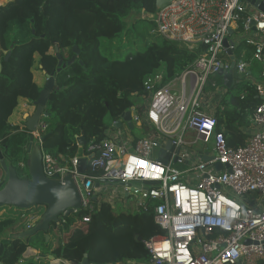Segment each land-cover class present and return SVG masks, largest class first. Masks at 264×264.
Here are the masks:
<instances>
[{
    "label": "built area",
    "instance_id": "built-area-1",
    "mask_svg": "<svg viewBox=\"0 0 264 264\" xmlns=\"http://www.w3.org/2000/svg\"><path fill=\"white\" fill-rule=\"evenodd\" d=\"M259 3L264 7V0ZM146 17L151 33L190 50L198 45L204 49L166 82L159 72L144 80V94L128 110L132 128L142 136L133 144V136L119 132L112 121L104 136L98 142L91 139L87 153L83 150L84 173L78 172L77 154L55 156L43 149L39 138L47 124L41 120L35 131L27 132L42 147L43 173L48 178L71 174L81 205L70 215L87 211L79 224L89 222L91 200L97 196L113 207L125 196L134 198L135 209L151 206L154 222L167 232L144 240L151 264H264V83L254 85L261 101L245 144L228 146L213 114L215 96L223 94L214 95L220 91L218 72L244 74L249 66L247 59H233L229 51L233 54L243 41L262 60L264 11L247 0H173ZM207 85L213 89L206 90ZM245 94L244 89L240 96ZM144 126L150 131L144 132ZM167 141L172 148L163 164L157 151ZM216 163L223 168L216 170ZM36 220L35 215L27 219L24 229ZM63 222L62 215L60 226Z\"/></svg>",
    "mask_w": 264,
    "mask_h": 264
},
{
    "label": "trees",
    "instance_id": "trees-1",
    "mask_svg": "<svg viewBox=\"0 0 264 264\" xmlns=\"http://www.w3.org/2000/svg\"><path fill=\"white\" fill-rule=\"evenodd\" d=\"M156 10L155 0H6L0 4V151L18 177H28L29 133L25 127L20 130L18 125L9 126V119L20 99L32 103L39 97L41 87L35 82L33 71L55 74L57 53L66 62L74 45L79 50L76 61L55 75V85L45 105L47 116L43 119L47 124L44 133L48 136L41 145L55 156L71 157L78 152L80 135L85 138L82 149L87 153L89 141L98 142L111 120L123 119L125 112L144 94L143 82L147 77L159 72L162 82H166L189 66L204 49L198 45L190 50L178 41L150 32V41L125 57L106 51L133 30L126 21L131 13L150 14ZM257 71L264 73L258 66ZM233 72L239 79L236 69ZM243 89L246 90L243 97L227 90L220 102L222 107L213 113L216 129L222 131L230 147L245 143L248 134L241 128L251 123L260 103L250 82ZM143 131L149 132L150 128L144 126ZM138 133L133 126V144L142 136ZM91 201L94 209L89 222L82 223L85 229L58 241L44 253L71 264H81L85 256L89 264H151L144 240L167 233L154 222L151 206L143 211L126 208L121 201L113 207L98 196ZM38 206L44 205L34 208ZM28 210L0 219L3 264H48L45 258H22L31 239L40 233L29 238L15 237L24 230L27 219L22 212ZM86 213L82 209L75 215L63 216L62 226L76 224Z\"/></svg>",
    "mask_w": 264,
    "mask_h": 264
},
{
    "label": "water",
    "instance_id": "water-1",
    "mask_svg": "<svg viewBox=\"0 0 264 264\" xmlns=\"http://www.w3.org/2000/svg\"><path fill=\"white\" fill-rule=\"evenodd\" d=\"M173 0H155V6L157 9L164 7L169 4ZM248 2L254 3L258 5L260 10H264L262 3H259L260 0L254 2L253 0H247ZM254 21H250V25H253ZM254 28V27H253ZM227 43V40H225ZM231 58L232 52L229 51ZM10 52L5 57L7 60ZM79 54V50L74 45L73 46V54L71 58L63 62L59 53H57V57L59 58L58 67L56 69V73L60 72L62 68L66 65L73 64L77 56ZM81 63V60H78ZM231 66H234V62H232ZM1 71V67H0ZM232 69L223 73L222 71L218 72V75L222 77L223 85L227 89H231L238 82L233 79ZM45 75V82L43 87L40 90L39 97L31 103L33 111L27 112L24 115V127L28 131H35L38 124L44 117L47 116V112L45 111L46 101L49 95V92L53 90L55 82V74ZM176 93V92H174ZM130 112H125L123 116V120L127 122V125L132 127L130 121ZM117 127L122 125V121L118 120L115 124ZM48 133H44L40 136L39 141L41 144L44 142ZM79 146L77 156L79 157L78 161V172L84 173L87 167V158L83 157V149L82 145L85 143V138L83 135H80L77 140ZM172 146L170 141H167L166 144L158 149L157 156L158 161L161 163H166L169 157V150H171ZM156 152V149H154ZM27 153V175L26 178H20L16 174V170L11 165H7L5 159L3 158L2 152L0 151V166L4 171V183L0 184V207L4 206H13L15 208L21 210L31 209L37 205H44L45 209L41 216H39L38 220L28 229H24L22 232L15 235L18 238H29L30 236L36 234L37 232H44L45 238H48V234L46 233L50 227L54 224L55 226H60L61 216H70L73 212V209H79L81 205V196L79 190L71 176V174H66L63 177L59 178L58 175H55L52 178H48L42 169V147L37 142L33 134H29V141L26 146ZM208 157H204V160H208ZM223 168V165L220 163L215 164V169L220 170ZM148 184V181L144 182ZM126 185H130L127 183ZM141 240V237H138ZM3 250V244L0 243V255ZM45 258L48 260H53L54 257L49 253H44L38 250L36 247L32 245H28L23 254V259L29 258ZM152 261V260H151ZM0 264H3L0 262ZM77 264V263H73ZM81 264H89L87 256L84 257ZM236 264H241L237 262Z\"/></svg>",
    "mask_w": 264,
    "mask_h": 264
},
{
    "label": "rangeland",
    "instance_id": "rangeland-1",
    "mask_svg": "<svg viewBox=\"0 0 264 264\" xmlns=\"http://www.w3.org/2000/svg\"><path fill=\"white\" fill-rule=\"evenodd\" d=\"M6 0H0V4L4 3ZM147 13L142 12L141 15H136L134 13H131L129 17H127V23L132 26L133 30L129 31L125 38L121 41H115L112 47L107 48L106 51L112 50L113 53H118L120 57H125L128 53L133 52L137 49H141L145 46V44L150 41L151 38V29H152V23L148 21L146 17ZM139 17V18H138ZM138 18V19H136ZM119 48H122V51L119 50ZM257 77V75H256ZM247 82V79L242 76L241 80L230 90V93H233V95L241 94L242 93V86ZM220 83L217 85V89H221ZM213 89L210 85L206 86V90ZM144 100L141 99V102ZM32 107V105L30 104ZM22 109L21 104H18V106L15 108L13 114L11 115L9 119V126L16 125V120H18V116L21 115V112H18L17 109ZM17 111V112H16ZM112 122V120H111ZM110 122V123H111ZM20 128V130H24V123L20 120V124H17ZM119 132L122 134H129L128 128L126 126H123L121 128H116ZM132 131V130H131ZM135 133V132H134ZM132 134V132H131ZM4 183V171L2 170L0 166V184ZM130 199V198H129ZM118 201H121L123 206L124 202L122 199H118L115 203ZM130 206L128 208L135 209V202L133 199L129 200ZM116 205V204H115ZM45 207L44 206H38L36 208H31L28 211H23L22 216H25L26 219L32 218L33 215L35 217L42 215L44 212ZM20 209H17L15 207L10 206H4L0 207V219L6 218V217H12L17 216L20 213ZM33 213V214H32ZM83 228L85 227L77 221V223L73 224L72 226L64 227L61 226L59 229H55L54 226L50 227L49 230L46 232L48 234V238H45V233L40 232L38 233L34 238L31 239L30 245L36 247L41 252H49L50 249L56 244L58 241H63L68 239L69 237L80 233ZM34 260H37V258H33ZM26 264V262H24ZM118 264H134L132 262H126V263H118Z\"/></svg>",
    "mask_w": 264,
    "mask_h": 264
},
{
    "label": "crops",
    "instance_id": "crops-1",
    "mask_svg": "<svg viewBox=\"0 0 264 264\" xmlns=\"http://www.w3.org/2000/svg\"><path fill=\"white\" fill-rule=\"evenodd\" d=\"M254 1V0H253ZM255 1H257V0H255ZM251 3V2H250ZM264 8V7H263ZM260 10V9H259ZM260 11H262V10H260ZM264 11V10H263ZM229 39H231V38H229ZM231 41H233V43H235V40H231ZM237 51H238V53H237ZM253 52H254V47L253 46H250V45H247V44H245V42H243V41H241V42H238L237 44H236V47H235V50H234V52H233V54H232V56H233V59L234 58H236V59H238V58H241V57H244V59H247L248 61H249V66H248V68H247V73H244V74H239V73H237V71H236V73H237V75H238V77H239V79H236V77H235V75H234V72L232 71V75H233V79L235 80V81H237V82H239L240 80H241V77L242 76H244L246 79H247V82H250L251 83V85H253V87H254V85H255V83L256 82H261V83H264V75H262V73H258V71H257V66L259 67V71L260 70H262L263 72H264V59L262 58V60H255L256 58L253 56ZM257 61V62H256ZM260 64H259V63ZM254 64V65H253ZM261 68H263V69H261ZM234 70V69H233ZM33 75H34V80H35V82L37 83V85L39 86V87H43V84H44V82H45V75L40 71V70H37V69H35L34 71H33ZM256 75H257V77H256ZM216 80H217V83H220V85H221V89H220V91L219 92H216V91H214V95H216V94H218V93H221V92H223V94L222 95H220L219 94V97H216L215 96V101L216 102H213V106H214V110H213V113L215 112V110L218 108V107H222V105H221V100L223 99V97L226 95V91L227 90H231V89H227L224 85H223V82H222V77L221 76H217L216 77ZM242 90H244L243 89V86H242ZM256 96H257V94H256ZM259 99H260V101H261V98L259 97V96H257ZM26 102H28L27 100H25V99H20V101H19V104H21V107H22V109L20 110V108H18L17 109V111L18 112H21V115L20 116H18L19 118H18V120H16V125L17 124H20V120L24 123V115L27 113V112H32L33 111V108L30 106V105H25V103ZM16 111V112H17ZM124 123L121 125V126H119V127H123V126H126L127 128H128V131H129V134L128 135H132L131 134V130H132V127H130V126H128L127 125V122H125V121H123ZM117 127V126H116ZM253 128H254V125H253V120H251V123L248 125V126H246V127H244V128H241V130L244 132V133H247L248 134V137L245 139V142H246V140L249 138V136H250V133H251V131L253 130ZM139 134V133H138ZM245 144V143H244ZM204 150H203V152H208V153H210L211 152V148H203ZM205 157V156H204ZM203 157V158H204ZM133 199L134 200V198L133 197H131V196H125V197H123V202H124V204L126 205V206H130V202H129V200L130 199ZM135 202V201H134ZM128 207H126V208H128ZM64 261L65 260H63V259H59V258H56V259H54V260H49L48 261V264H65L64 263Z\"/></svg>",
    "mask_w": 264,
    "mask_h": 264
},
{
    "label": "clouds",
    "instance_id": "clouds-1",
    "mask_svg": "<svg viewBox=\"0 0 264 264\" xmlns=\"http://www.w3.org/2000/svg\"><path fill=\"white\" fill-rule=\"evenodd\" d=\"M54 260V259H53Z\"/></svg>",
    "mask_w": 264,
    "mask_h": 264
}]
</instances>
